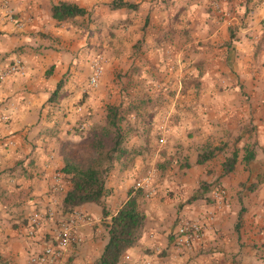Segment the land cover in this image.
<instances>
[{
	"label": "crops",
	"instance_id": "obj_1",
	"mask_svg": "<svg viewBox=\"0 0 264 264\" xmlns=\"http://www.w3.org/2000/svg\"><path fill=\"white\" fill-rule=\"evenodd\" d=\"M57 1L75 4L86 15L104 11L108 29L120 25L126 41L145 43L139 68L165 70L173 80L168 138L174 149L169 152L189 156L179 168L182 193L177 190L173 200L162 194L139 202L146 215L144 232L121 264H264V0H219V12L205 0ZM119 2L136 9L111 7ZM50 7V0H0V73L16 60L25 67L24 75L0 80V264H30L29 256L51 240L70 188L61 172L70 162L67 140L80 132L81 123L95 124L97 108L113 106L108 100L116 92L105 89L95 97L97 87L88 85L96 53L86 43L97 38L98 18L87 29L67 30L64 23L80 18L57 23ZM50 39L54 46L45 44ZM161 58L166 62L160 64ZM49 68L53 71L46 76ZM59 140L65 144L59 146ZM219 145L223 149L212 159L197 164L204 146ZM135 148H127L108 175L104 209L109 215L103 218L95 204L77 208L98 228L79 230L81 242L67 254L66 264H92L100 257L105 245L98 239L100 223L128 200L133 194L128 187L151 164L146 147ZM233 153V171L221 176V165ZM247 155L251 158L244 160ZM58 172L65 178L60 187L54 178ZM200 185L208 189L201 191L202 198L185 203ZM216 187L225 189V205L213 206ZM155 188L163 193L165 186ZM48 211L55 213L52 220ZM35 214L44 217L42 226L28 238L27 219ZM175 218L203 224L212 219L191 253L173 245Z\"/></svg>",
	"mask_w": 264,
	"mask_h": 264
},
{
	"label": "rangeland",
	"instance_id": "obj_2",
	"mask_svg": "<svg viewBox=\"0 0 264 264\" xmlns=\"http://www.w3.org/2000/svg\"><path fill=\"white\" fill-rule=\"evenodd\" d=\"M50 2L51 5H53L59 1L50 0ZM95 11L97 10H89L87 11L86 16L77 19L76 22L64 23V25L66 26L65 29L67 30L70 28L78 29V27L87 29L93 20H97L96 18H98L101 23V25L97 26V38L95 39L94 43H90V41L86 43V47H91L96 53V55H94L95 57L93 56V59L89 64L90 71L93 60L97 58L102 60L103 73L100 78V83H98L99 85H97V88H95V90L98 92L94 96L97 97L100 94L106 92L105 89L110 91V88H115V96L108 101L110 104L113 103V107L118 108V117L121 119L120 129L122 135L120 145L122 154L113 152L109 154L107 159L105 157H99L100 164L105 171V185L107 184V178L110 171H112V169L115 167V163L121 162V158L125 156L127 148L136 147L135 149H138L140 147L145 149L146 147V157H148L147 160H149V163L151 164L147 165V167L142 170V172H140V176L132 181V184L130 187H128V190L130 189L133 194L137 192L139 193V202L143 201L146 203L147 200L156 196L158 199L160 196H162V194H164L166 198L173 200V198L177 195V190L182 193V188L179 187V182L177 181L181 180L184 174L179 168L185 163L188 164L189 160L188 154H185L186 156L183 154L173 155L171 152H169L171 146V149H174L173 145L171 144L172 142H170L168 138L170 126L169 100L171 93H173V90H170V86L173 83L171 82L173 80L169 79L170 74L169 72H165V70L157 71L156 67L155 69L152 68L149 71L140 69L138 62H140L139 60H143L147 51L145 43L143 44V41H126L121 34L122 26L117 25L114 31H112V28L108 29L105 25L104 11H101L99 16H95ZM45 44L54 46L53 42H51V39L46 40ZM153 60L154 59H150L149 61L152 62ZM165 62V58H161L159 61L160 64ZM49 70V74H51L53 69L49 68ZM100 90L102 92H100ZM55 98L56 99H53V101H56L58 96ZM129 101L133 103L130 105ZM109 106L111 105L106 103L103 104V106H99L97 108L96 114L97 122L92 124L93 126H88V128H85L87 125L86 121L81 123L80 126L82 130L80 129V132L78 130L75 131L74 139L72 141L67 140L69 147L68 151L71 152L69 155L70 162L68 165L86 169L94 162L95 159H97V141L103 134V128L105 126L106 119V109ZM156 115L158 116V121H154ZM151 130H153L152 133L154 134L148 136ZM144 131L148 133H145ZM140 133H143V135L139 137ZM62 142L64 143L63 140H59L58 145L61 146ZM217 147H221V149H223L222 145ZM111 148L112 144H109L108 139L105 140V147L102 149V153L106 155L107 151ZM230 153L231 152L229 150L224 151V154L229 155ZM142 155L145 154L142 153ZM149 172L153 175L150 186L145 189H136V184L140 183V181L143 180ZM64 179L65 178L61 177L60 182H64ZM175 183L176 185H173ZM158 184H163L165 186L163 193L157 192L158 189L155 187ZM205 189H207V187L200 185L199 190L190 196L188 195L185 203L189 202L192 197H195L198 194L202 195V192ZM212 202L213 206L218 205L213 200ZM104 203L105 200L103 198V205ZM185 203L182 202L178 203V205L176 204V208L181 210ZM110 210L111 207L108 208V211ZM104 211L107 213V215H109L106 209H104ZM104 217L105 216H103V218ZM181 220L189 219L181 218L178 220L175 218L172 222V230L170 233L174 228H177ZM109 221L104 219L100 223L101 230L98 235L100 243L104 242L106 244V225L109 223ZM209 223L210 222H205L204 226L206 227V230ZM95 225L96 224L93 222V224L88 226V228H91L92 231H95L93 229L98 228ZM170 233L169 236H171Z\"/></svg>",
	"mask_w": 264,
	"mask_h": 264
},
{
	"label": "trees",
	"instance_id": "obj_3",
	"mask_svg": "<svg viewBox=\"0 0 264 264\" xmlns=\"http://www.w3.org/2000/svg\"><path fill=\"white\" fill-rule=\"evenodd\" d=\"M111 7L113 9H136L135 5H129L123 2L111 5ZM50 15L57 23H62L74 20L75 18L84 17L86 11L75 4L59 1L58 3L51 5ZM49 72L50 70L47 72V76ZM59 87L60 86L57 87V91ZM55 94L56 92L53 96ZM118 116L119 111L117 107L109 106L106 109L103 134L97 141V159H95L89 167L81 169L67 164L61 170V172L67 176L68 182L70 183L69 190L64 194L61 200L62 214L65 215L71 213L73 210L86 204H95L103 209V216H107L103 205V198L106 194L105 171L100 164L99 157H105L107 159L109 154L113 152L122 154L120 149L122 137L120 129L121 119ZM107 139L109 144H112V148L107 151L106 155H104L102 149H104L105 140ZM220 150L221 147L212 148L204 146L202 153L198 155L197 164H202L212 159L215 156V153ZM250 158V155H247L244 160ZM236 159V153H233L230 157L226 158L221 165V176H226L233 171ZM139 198L138 192L129 194L128 200L110 218L109 223L106 225V244L100 257L93 264H120L125 253L138 243L142 237L146 224V215L143 211L139 210ZM199 198H202V196L192 197L190 200L195 201Z\"/></svg>",
	"mask_w": 264,
	"mask_h": 264
},
{
	"label": "built area",
	"instance_id": "obj_4",
	"mask_svg": "<svg viewBox=\"0 0 264 264\" xmlns=\"http://www.w3.org/2000/svg\"><path fill=\"white\" fill-rule=\"evenodd\" d=\"M212 8L219 12L220 3L219 0H205ZM264 9V3L262 4ZM7 13V11H6ZM8 14V13H7ZM12 20L10 17H8ZM25 73V67L20 60H16L10 66H8L3 72L0 73V80L5 79L8 76L18 75L22 76ZM102 60L97 58L93 60L91 65L90 76L88 78V85L90 87H96L102 76ZM262 104L264 105V95ZM152 173L136 184V189H145L150 186L152 181ZM54 178L57 181L58 187H60L61 174L56 173ZM226 191L221 187H216L211 193L212 200L218 205H225ZM55 217V213L48 211L46 213L47 220H52ZM43 216L38 214L31 215L27 219V237L33 238L35 232L42 226ZM211 222V218L208 219ZM264 220V219H263ZM93 218L80 210H73L71 213L63 215L55 223V229L51 240L47 241L39 252L32 253L29 256L30 264H66L65 258L71 249L81 242V237L78 232L80 229L92 225ZM205 224L198 221L181 220L173 234L174 247L184 253L193 252L201 243L205 236L206 227Z\"/></svg>",
	"mask_w": 264,
	"mask_h": 264
}]
</instances>
